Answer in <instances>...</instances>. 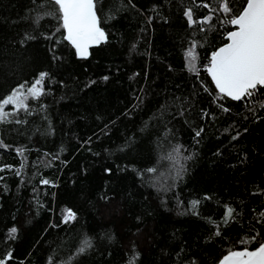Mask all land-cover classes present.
Instances as JSON below:
<instances>
[{"label": "trees", "instance_id": "obj_1", "mask_svg": "<svg viewBox=\"0 0 264 264\" xmlns=\"http://www.w3.org/2000/svg\"><path fill=\"white\" fill-rule=\"evenodd\" d=\"M221 3L97 0L107 38L82 58L51 0H0V103L27 97L0 122V260L218 264L264 242V90L221 98L206 71L246 5Z\"/></svg>", "mask_w": 264, "mask_h": 264}, {"label": "snow or ice", "instance_id": "obj_2", "mask_svg": "<svg viewBox=\"0 0 264 264\" xmlns=\"http://www.w3.org/2000/svg\"><path fill=\"white\" fill-rule=\"evenodd\" d=\"M51 2L57 6L60 13L62 27L67 32L65 38L76 48L82 58L89 55V48L92 45L106 40L96 11L97 0H51ZM245 4L246 6L238 15H232L227 21L235 26V30L227 34L226 38L229 42L212 53L210 63L206 67L221 98L230 97L237 101L255 95L258 90H264V0H245ZM221 10L226 14L231 12L228 0H222ZM186 15L192 22L191 10ZM195 47L196 45L193 44L186 53L189 70L193 72L197 71L196 61L198 60ZM40 82L36 83L40 84ZM29 92L33 97H39L42 89L32 87ZM26 99L27 97H24L19 90L4 99L0 103V122L9 115L4 110L6 105L24 108ZM147 171L155 172L156 169L150 168ZM43 183L48 184L49 181L44 180ZM196 203L193 202V206ZM231 213L232 209H229V216ZM74 218L75 214L68 210L65 222ZM15 231L16 229L11 230L12 233ZM241 243L248 244L249 241L244 240ZM88 247H91V241L86 238L79 252H84ZM0 264L5 262L0 260ZM221 264H264V243L254 250L245 247L243 250L230 251Z\"/></svg>", "mask_w": 264, "mask_h": 264}, {"label": "water", "instance_id": "obj_3", "mask_svg": "<svg viewBox=\"0 0 264 264\" xmlns=\"http://www.w3.org/2000/svg\"><path fill=\"white\" fill-rule=\"evenodd\" d=\"M245 6H246V5H245ZM232 27H233V29H232L231 31H234V30H235V26L232 25ZM226 37H227V35H226ZM226 39H227V38H226ZM228 42H229V41L227 40V42H226L225 44H227ZM225 44H224V45H225ZM224 45H222V46H224ZM222 46H220V47H222ZM220 47H219V48H220ZM219 48H218V49H219ZM218 49H217V50H218ZM217 50H216V51H217ZM207 73H208V72H207ZM208 75H209V77L211 78V76H210L209 73H208ZM211 80H212V78H211ZM212 82H213V81H212ZM213 84L215 85L214 82H213ZM215 87H216V86H215ZM216 89H217V88H216ZM217 90H218V89H217ZM229 98H230V97H229ZM235 101H237V100H235ZM263 243H264V242H263ZM234 251H239V250H234ZM226 255H228V253H227ZM226 255H225V256H226ZM225 256H223V258H224ZM223 258L219 261L218 264H221V261L223 260Z\"/></svg>", "mask_w": 264, "mask_h": 264}, {"label": "rangeland", "instance_id": "obj_4", "mask_svg": "<svg viewBox=\"0 0 264 264\" xmlns=\"http://www.w3.org/2000/svg\"><path fill=\"white\" fill-rule=\"evenodd\" d=\"M103 30V29H102ZM104 31V30H103ZM105 32V31H104ZM105 35H106V38H107V34H106V32H105ZM102 42V41H101ZM94 45H96V44H94ZM79 55V54H78ZM80 56V55H79ZM81 57V56H80ZM2 261H4V260H2Z\"/></svg>", "mask_w": 264, "mask_h": 264}]
</instances>
